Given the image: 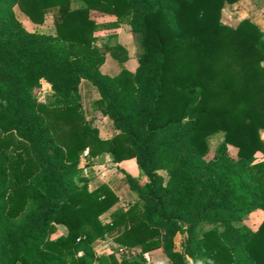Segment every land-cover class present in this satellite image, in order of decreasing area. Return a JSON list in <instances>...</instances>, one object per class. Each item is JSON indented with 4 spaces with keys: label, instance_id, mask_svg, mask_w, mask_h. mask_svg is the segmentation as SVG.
I'll list each match as a JSON object with an SVG mask.
<instances>
[{
    "label": "trees",
    "instance_id": "obj_1",
    "mask_svg": "<svg viewBox=\"0 0 264 264\" xmlns=\"http://www.w3.org/2000/svg\"><path fill=\"white\" fill-rule=\"evenodd\" d=\"M0 0V264H135L94 244L114 236L165 264H264V30L251 18L224 23L239 0ZM54 10L55 33L30 31ZM127 19L142 53L136 71L121 44L100 48L91 10ZM120 71L104 73L107 52ZM119 130L103 138L86 119L83 80ZM54 100H38L42 82ZM224 132L215 157L209 138ZM237 148V156L229 146ZM135 158L145 183L126 174L139 200H120L107 184L91 189L81 155ZM68 233L52 238L57 225ZM186 236L182 249L175 238Z\"/></svg>",
    "mask_w": 264,
    "mask_h": 264
},
{
    "label": "rangeland",
    "instance_id": "obj_2",
    "mask_svg": "<svg viewBox=\"0 0 264 264\" xmlns=\"http://www.w3.org/2000/svg\"><path fill=\"white\" fill-rule=\"evenodd\" d=\"M81 4H83L82 0H79ZM236 3V4H235ZM235 3H227L223 10L222 20L224 23H227L232 26H236L241 20L245 18H251L255 21L263 30H264V0H239ZM15 11L18 18L23 22L25 27L30 31H36L41 33H55V14L54 10L50 11L46 15V19L43 23H35L33 22L25 13H23L18 6H15ZM255 19V20H254ZM136 40V48L134 50V55L138 56L140 53L141 45ZM108 47V46H107ZM110 52V51H109ZM264 64V63H263ZM103 66V65H102ZM101 66V69H102ZM104 71L110 72L112 75L116 74L120 71V67L117 64L116 66H111L109 63L104 65ZM105 73V72H104ZM80 88L81 92V100H82V108L86 119L90 122L92 126H95L99 134L103 138H111L115 134L119 132L117 128L113 125L112 120L106 116L100 104L98 103V99L94 94V90L92 86L82 84ZM36 95L39 101L44 103H50L54 100V90L51 85L46 81L42 82L41 88L37 89ZM264 137V132H263ZM224 140V132L218 131L214 133L209 138L210 143V152L208 154V158L215 157L217 148L219 144ZM229 153L236 157L237 156V148L233 145L229 148ZM82 156V155H81ZM257 159H264V155L262 153H257ZM85 161L81 158L80 167L82 168ZM92 168L89 173V176L83 174V168L81 172V176L87 177L89 179V186L91 189H94L98 185L102 183H106L107 181L113 182L116 184L115 188L117 189V194L119 195L118 203L108 212L102 215V220L104 222L111 220V214L117 208L123 207L127 208L129 204L135 203L139 200V196L137 192L130 188L128 180L126 178V174L129 173L136 179H138L141 183H145V173L138 165L135 158H125L120 162H116L113 159L112 154L110 153H102L98 156L92 157L91 163ZM264 211V210H263ZM260 209H257L248 215H246L242 221L238 224H245L249 226L253 230H257L261 223L264 220V212ZM68 233V229L66 226L57 225V231L52 234V238H58L61 235H66ZM186 239L184 234L179 233L176 238V248L182 249L183 243ZM95 251L98 255L100 254H110L115 253L116 257L121 261L123 257L128 258L131 262L142 263L141 258H138V255L132 256V254H123L122 249L125 251L128 249V246L119 245L115 240L114 236H109L106 239H99L94 244ZM132 248V247H129ZM137 248V247H133ZM138 249V248H137ZM150 261L145 259L148 264H165L168 261V257L162 248L157 249L153 253H150Z\"/></svg>",
    "mask_w": 264,
    "mask_h": 264
},
{
    "label": "crops",
    "instance_id": "obj_3",
    "mask_svg": "<svg viewBox=\"0 0 264 264\" xmlns=\"http://www.w3.org/2000/svg\"><path fill=\"white\" fill-rule=\"evenodd\" d=\"M83 1V0H82ZM236 4V3H235ZM85 3L83 1V4L79 2V0H72V7L73 8H79L84 6ZM228 6V5H226ZM91 17L97 22L98 28L95 31V42L96 45L99 46L100 48L106 49L107 46H115L118 44H121L125 46L129 52V58L125 62V65L128 69L131 71H136L139 61H138V56L134 55V50L136 48V40L139 42V38L137 35L131 30V26L128 23L127 19H119L115 15H111L108 13L101 12L96 9L91 10ZM255 20V19H254ZM138 53H142V47L140 48V51ZM106 63H109L111 66H116L117 65V60L113 57L111 52H107L106 56V61L102 66V71L105 73H110L104 71V65ZM111 74V73H110ZM87 84L92 86V89L94 90V94L96 95V98L99 99L101 97V94L98 90V88L90 81L88 80H83L80 88H82V84ZM231 146V145H230ZM229 146V148H230ZM115 192H117V189L115 188L116 184L113 182H106ZM263 211V209H260ZM264 212V211H263ZM58 225H63V224H58ZM65 226V225H63Z\"/></svg>",
    "mask_w": 264,
    "mask_h": 264
},
{
    "label": "built area",
    "instance_id": "obj_4",
    "mask_svg": "<svg viewBox=\"0 0 264 264\" xmlns=\"http://www.w3.org/2000/svg\"><path fill=\"white\" fill-rule=\"evenodd\" d=\"M81 158H83V160L85 161L84 165H83V174L86 175V176H89V173L91 171V168H92V165L90 164L91 163V160H92V156L90 154V149L89 148H86L83 153H82V156ZM122 252H124L123 254H132V256L134 255H138L141 253V249H137V248H129L126 249L125 251L122 249ZM150 253L149 252H144L143 253V257L145 259H147L148 261H150Z\"/></svg>",
    "mask_w": 264,
    "mask_h": 264
}]
</instances>
